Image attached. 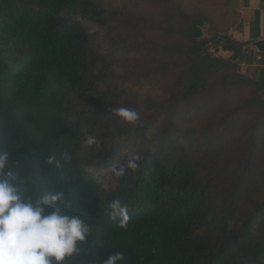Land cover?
Segmentation results:
<instances>
[{"label":"trees","instance_id":"trees-1","mask_svg":"<svg viewBox=\"0 0 264 264\" xmlns=\"http://www.w3.org/2000/svg\"><path fill=\"white\" fill-rule=\"evenodd\" d=\"M172 19L147 26L96 0H0V148L38 191H62L70 211L93 225L90 248L71 264H102L116 251L123 264H264V70L259 79L240 72L246 44L228 32L202 39L201 18L180 10ZM145 27L175 41L145 47L136 42ZM99 38L134 60L139 81L170 77L166 97L136 107L120 104L117 87L103 91L113 61ZM246 89L250 96L232 108L221 97ZM119 107L136 110L140 122L120 121L112 114ZM209 110L228 111L215 148L233 146L236 135L243 141L223 164L214 147L199 153L177 136L180 118ZM241 114L254 118L235 122ZM164 119L163 146L152 145L146 134ZM89 134L104 142L101 149L82 147ZM135 138L140 145L132 149ZM131 152L143 155L142 166L114 178V187L90 175L89 168L118 166ZM65 153L60 169L44 163ZM112 199L128 207L124 229L106 214Z\"/></svg>","mask_w":264,"mask_h":264},{"label":"clouds","instance_id":"clouds-1","mask_svg":"<svg viewBox=\"0 0 264 264\" xmlns=\"http://www.w3.org/2000/svg\"><path fill=\"white\" fill-rule=\"evenodd\" d=\"M112 114L128 125L140 122V114L128 107L114 108ZM102 143L95 134H89L82 147L94 152ZM69 159L67 153L61 158L51 155L44 163L60 169L62 160ZM143 160L141 153L131 152L123 163L110 167V175L122 178L129 171L136 172ZM72 207L62 191H38L35 183L17 169L16 161L10 160L9 151L0 148V264H71L73 259L81 260L90 248L94 229L80 214L70 211ZM106 214L121 229L130 219L128 207L120 199L109 201ZM124 261V253L116 251L102 264Z\"/></svg>","mask_w":264,"mask_h":264},{"label":"rangeland","instance_id":"rangeland-1","mask_svg":"<svg viewBox=\"0 0 264 264\" xmlns=\"http://www.w3.org/2000/svg\"><path fill=\"white\" fill-rule=\"evenodd\" d=\"M99 7L105 10H113L126 14L133 22L137 21L138 17H141L147 21V26L152 22L157 25L166 26L171 23L172 18L179 15V11L183 10L187 14L199 17L203 20V24L199 25V28L203 30L204 34L202 39H209L211 37L210 31L214 30L215 33L229 32L234 24L238 21V13L234 7L232 0H96ZM90 32H96L98 29L94 26L88 25ZM143 36L136 39V42L145 43V47L169 45L173 43V40L167 35H162L160 31H148L147 27L141 28ZM131 33H129L130 35ZM133 34V33H132ZM99 37V35H98ZM97 37V38H98ZM178 38V37H176ZM130 39V37L128 38ZM175 41V40H174ZM97 44L100 45L108 56L112 64V74L108 81L102 88L106 91L108 88H118V101L122 105H135L140 107L143 102L149 98L164 99L165 89L171 82V78H161L152 83H143L137 79V71L134 60L127 58L126 54L122 52L109 51V44L102 42L101 38L97 39ZM214 52L213 50H211ZM216 56L228 57L223 53H215ZM116 88V89H117ZM250 96V90H234L224 93L221 97L229 101V106L232 108L236 106L240 101ZM201 104H205L204 101ZM229 107L228 111L231 109ZM226 110L206 111L204 114H192L185 118H180L178 129L181 130L177 136L181 143L188 144V147H192L194 151L204 153V150H210L214 147L215 152L212 153L216 158V162L223 164L225 159L232 154L234 149L240 148L243 141H239L238 136H235L234 145L227 146L225 148H215L220 143L222 136L226 133L222 130L221 121L223 120V126L228 123L225 121L224 114L228 113ZM253 116L247 114H241L236 116L237 123L243 124L252 122ZM234 122V123H235ZM169 124L167 119L159 123L154 129L151 135L146 134L148 138L154 140L152 145L163 146V143L159 137L163 136V131ZM244 125V126H245ZM193 131L191 135H184L183 131ZM134 143L131 146L136 149L140 144L139 139H132ZM190 143V144H189ZM264 143V139L262 141ZM191 145V146H190ZM132 148V149H133ZM244 148V145H242ZM203 150V151H202ZM260 161H264V150L259 155ZM89 167V165H86ZM109 169H95L89 168L90 175L94 180L100 182L102 187L114 183V177L110 175Z\"/></svg>","mask_w":264,"mask_h":264},{"label":"crops","instance_id":"crops-1","mask_svg":"<svg viewBox=\"0 0 264 264\" xmlns=\"http://www.w3.org/2000/svg\"><path fill=\"white\" fill-rule=\"evenodd\" d=\"M232 1L238 13V21L228 35L233 40L246 44L239 70L250 78L259 79L260 71L264 70V54L252 47V43L264 39V0Z\"/></svg>","mask_w":264,"mask_h":264},{"label":"water","instance_id":"water-1","mask_svg":"<svg viewBox=\"0 0 264 264\" xmlns=\"http://www.w3.org/2000/svg\"><path fill=\"white\" fill-rule=\"evenodd\" d=\"M252 47H254L259 53L264 54V39L252 43Z\"/></svg>","mask_w":264,"mask_h":264}]
</instances>
